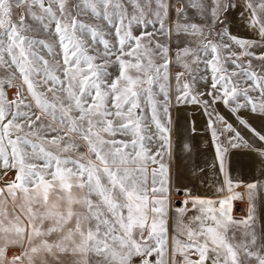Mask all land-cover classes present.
I'll list each match as a JSON object with an SVG mask.
<instances>
[{
    "label": "snow or ice",
    "instance_id": "6c2138e0",
    "mask_svg": "<svg viewBox=\"0 0 264 264\" xmlns=\"http://www.w3.org/2000/svg\"><path fill=\"white\" fill-rule=\"evenodd\" d=\"M237 8L253 38L231 33ZM220 103L264 142L239 115L264 121V0H0V264H264V182L226 163L246 149L264 170V145ZM187 105L208 116L217 199L176 184Z\"/></svg>",
    "mask_w": 264,
    "mask_h": 264
},
{
    "label": "crops",
    "instance_id": "0c3cea01",
    "mask_svg": "<svg viewBox=\"0 0 264 264\" xmlns=\"http://www.w3.org/2000/svg\"><path fill=\"white\" fill-rule=\"evenodd\" d=\"M251 125L264 134V121L258 118H250ZM245 139L249 142H256L257 146L264 145V142H258L257 138L252 136L250 132H246ZM194 140L189 142L186 149L180 150L178 156L174 159V170L176 172V184L183 190L187 189L192 196L205 197L210 199H217L223 195L224 192H219L218 189L223 186V175L219 172L218 165L213 168V164L206 165L204 171L200 174L197 170L198 159L195 157ZM227 170L234 181H241L243 183L249 182H264V170H261L259 159L257 155L246 149H231L226 156ZM196 175H193V173ZM244 191L243 187L237 189ZM181 196L174 198L173 201L180 200V204L176 207L182 206V201L186 199L187 193H180ZM256 208L257 215L261 221H264V190H258L256 193ZM176 204V203H175ZM191 207V205H188ZM247 201H233V214L235 216H243L246 214ZM195 212H190L193 215Z\"/></svg>",
    "mask_w": 264,
    "mask_h": 264
},
{
    "label": "rangeland",
    "instance_id": "374dc122",
    "mask_svg": "<svg viewBox=\"0 0 264 264\" xmlns=\"http://www.w3.org/2000/svg\"><path fill=\"white\" fill-rule=\"evenodd\" d=\"M179 6V4H177ZM241 9L237 8L229 13V25L230 31L233 35L243 38H253L254 33L249 31L240 20ZM178 68H173V72L178 71ZM175 81H173V88ZM174 94V93H173ZM11 95V93H10ZM219 113L225 117V119L232 123L234 127L241 131V134L245 137L247 129H244L236 120V118L229 112V110L222 104L215 106ZM239 115L249 120V113L241 110ZM172 117V138L174 143V159L178 156L181 148L186 149L185 145L189 146V142L194 140L195 157L198 159L197 170L198 173L201 169L204 171L206 165L210 166L215 163V145L212 141L210 131L207 128L208 116L205 115L202 107L195 105H187L181 107H174L171 110ZM250 122V121H249ZM251 123V122H250ZM193 128L195 131H193ZM226 136L221 137L222 141H226ZM218 165V164H217ZM217 167V166H216ZM219 169V168H218ZM14 173L9 174V179L13 178ZM0 187L3 184L0 183ZM181 194H177L175 189L172 192V200L178 198ZM173 207H176L175 201H173ZM9 207L12 206L11 199L8 200Z\"/></svg>",
    "mask_w": 264,
    "mask_h": 264
},
{
    "label": "water",
    "instance_id": "95a60500",
    "mask_svg": "<svg viewBox=\"0 0 264 264\" xmlns=\"http://www.w3.org/2000/svg\"><path fill=\"white\" fill-rule=\"evenodd\" d=\"M182 193V192H181ZM176 204H180V200H176V202H175Z\"/></svg>",
    "mask_w": 264,
    "mask_h": 264
}]
</instances>
